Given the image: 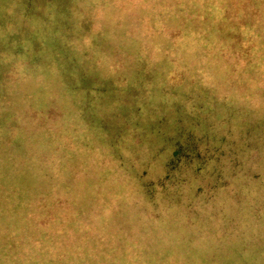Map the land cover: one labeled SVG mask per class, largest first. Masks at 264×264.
Instances as JSON below:
<instances>
[{
    "label": "rangeland",
    "instance_id": "374dc122",
    "mask_svg": "<svg viewBox=\"0 0 264 264\" xmlns=\"http://www.w3.org/2000/svg\"><path fill=\"white\" fill-rule=\"evenodd\" d=\"M27 1L57 29L107 234L90 241L68 196L0 170V202L24 208L0 221L28 239L15 262L264 264V0ZM47 146L48 133L32 144L37 173Z\"/></svg>",
    "mask_w": 264,
    "mask_h": 264
},
{
    "label": "flooded vegetation",
    "instance_id": "af4514ba",
    "mask_svg": "<svg viewBox=\"0 0 264 264\" xmlns=\"http://www.w3.org/2000/svg\"><path fill=\"white\" fill-rule=\"evenodd\" d=\"M57 34L45 7L30 5L27 0H0V66L4 74L0 92L8 94L7 100L2 102L8 108L7 115L2 112L0 122L11 125L10 133L5 131L4 136H0V143L3 140L8 146L0 150V162L5 161V164L0 163V170L10 173L9 178L13 176L15 183L39 179L36 181L45 188L46 198L68 196L77 216L86 220V226L93 227L88 238L95 241L107 234L100 210L106 204V192L99 186L97 173L77 141L72 114L77 90L71 89L70 71L55 49ZM11 116L13 121L8 122ZM19 132L20 139H13ZM47 133L54 148L50 145L45 148L47 155L37 169L41 170L38 174L30 162L32 144L41 141ZM23 137L29 139L23 141ZM8 152H14L16 160H9ZM31 199L34 200L32 194ZM4 203L5 206L0 202V211L5 214H0V221H15L14 216L6 215L10 211L17 220L24 216L22 201L15 203V211ZM6 224L3 229H9L10 225ZM11 226L17 227V224ZM3 229L0 230V264L5 258L7 264H17L12 254L28 245V239H16Z\"/></svg>",
    "mask_w": 264,
    "mask_h": 264
},
{
    "label": "trees",
    "instance_id": "16d2710c",
    "mask_svg": "<svg viewBox=\"0 0 264 264\" xmlns=\"http://www.w3.org/2000/svg\"><path fill=\"white\" fill-rule=\"evenodd\" d=\"M182 35H185V34H182ZM192 35H194V37H200V34H198V33H192ZM198 41H199V42H194V43L191 45L190 49H191L192 51L198 50V49L201 48V47H204V48H205V45L200 44L201 39H198ZM188 45H190V44H188ZM192 61H193V60H190V61H189V67H190V68H192V67H194V66H198V67H200L201 69L204 68V64H203L201 61H200V63L197 64V65H194V62H192Z\"/></svg>",
    "mask_w": 264,
    "mask_h": 264
}]
</instances>
